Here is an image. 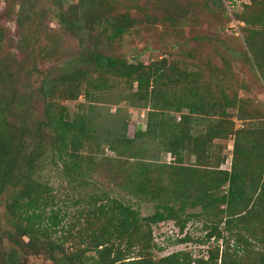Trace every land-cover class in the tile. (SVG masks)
<instances>
[{"label": "trees", "instance_id": "1", "mask_svg": "<svg viewBox=\"0 0 264 264\" xmlns=\"http://www.w3.org/2000/svg\"><path fill=\"white\" fill-rule=\"evenodd\" d=\"M200 1L223 17V2L232 0ZM39 2L8 4L13 52H3L0 28V264H24L18 252L51 264H264V114L239 95L245 84L224 63L203 76L165 58L133 63L120 53L126 35L175 27L194 0H77L67 11V0H44L58 30L77 43L66 58L56 55L60 38L46 34ZM236 18L244 27L235 57L264 82V0H248ZM106 95L146 110L144 131L130 136L119 110L100 116ZM79 97L84 103L71 111L66 103ZM228 140L223 170L216 142ZM105 150L114 156L110 181L151 204L152 214L93 181ZM48 165L70 188L65 208L43 181ZM194 219L204 240L185 235L175 244L212 242L206 257L154 255L155 226L172 222L182 235Z\"/></svg>", "mask_w": 264, "mask_h": 264}, {"label": "rangeland", "instance_id": "2", "mask_svg": "<svg viewBox=\"0 0 264 264\" xmlns=\"http://www.w3.org/2000/svg\"><path fill=\"white\" fill-rule=\"evenodd\" d=\"M15 1L17 0H0V28L4 29L6 34L3 52H13L12 48L14 45H9L7 41H11V38H16L17 28L14 18L12 16L6 18L5 13L9 7L8 4H12L11 2ZM76 2L77 0H67L64 4V10L67 11ZM247 3L248 0L224 1L223 8L225 13L221 17L213 8H211L212 12H210L202 7L200 0H194L190 8L186 10L184 20L175 27L167 29L163 25L157 24L153 27H147L138 35H126L120 45L121 56L128 62H141L143 64H150L155 60L165 58L169 62H177L180 67L189 71L200 70L203 76L212 73L211 69L221 68L224 63L228 72L233 75V80L243 82L246 86V88L239 90V95L248 99L254 110H260L264 114V82L256 77V73L252 71L250 66L235 57V54L240 50L241 29L244 27V24L237 20L236 14H239L242 7ZM39 4L41 10H47L44 18V27L47 29L46 34H52L54 37L60 38L56 55L62 58L72 55L77 50L76 41L72 38H67L61 30H58L49 12L50 8L45 5L44 0H40ZM166 30L168 31L166 32ZM47 65L48 62L44 64V66ZM108 96L103 97V100H99L96 105L99 108L100 116L106 117L107 114L112 115L115 114L116 110H119L120 118L125 119L129 124L128 132L130 136H133L135 131H144L146 110L133 109L126 102H120L115 105L116 103H112L111 100L107 99ZM82 103H84L83 97H79L77 102H69L66 105L71 111H75L76 104ZM216 143L222 144L223 147L222 156L225 162L221 165V169L229 170L232 157V140L217 141ZM113 157V154L108 150L103 151L98 156L96 166L98 172L93 175L92 179L99 188L109 192L111 197L134 204V200L117 187L118 183L111 182L108 177L106 168L110 165L107 158ZM162 161H170L169 156H162ZM42 177L45 183L54 188L59 206L65 208L70 205V188L59 177L53 165L46 167ZM134 205L142 216L153 213L151 204L137 202ZM198 212V209L192 211L195 214ZM3 218V205L1 203V224H3ZM152 230L154 242L158 248L154 252L156 257H163L179 251L190 252L193 256L206 257L207 251L214 245L212 242L204 245L200 243L175 244L177 240H180L185 235L194 239L204 240L201 222L196 219L187 223L182 235L179 234L172 222L161 223ZM3 248L8 251L11 250L10 245L6 241ZM18 260L24 264H51L42 257H26L19 252Z\"/></svg>", "mask_w": 264, "mask_h": 264}]
</instances>
